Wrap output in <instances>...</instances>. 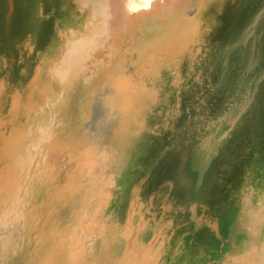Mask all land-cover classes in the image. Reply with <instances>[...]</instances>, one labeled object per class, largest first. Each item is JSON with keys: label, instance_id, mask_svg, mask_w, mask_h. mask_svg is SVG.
Here are the masks:
<instances>
[{"label": "rangeland", "instance_id": "obj_1", "mask_svg": "<svg viewBox=\"0 0 264 264\" xmlns=\"http://www.w3.org/2000/svg\"><path fill=\"white\" fill-rule=\"evenodd\" d=\"M25 2L18 40L0 0V264H264V0Z\"/></svg>", "mask_w": 264, "mask_h": 264}, {"label": "water", "instance_id": "obj_2", "mask_svg": "<svg viewBox=\"0 0 264 264\" xmlns=\"http://www.w3.org/2000/svg\"><path fill=\"white\" fill-rule=\"evenodd\" d=\"M238 1H241V0H238ZM231 4H233L232 2H231ZM238 3H234L233 4V6L232 5H228V7H227V16H229L231 13H232V11L233 10H235L236 8H237V5ZM231 9V13H229V10ZM258 12V11H257ZM259 14V12L256 14V17H255V19H256V22L258 23L259 22V20H260V22H262V17H260L261 15H258ZM233 22V21H232ZM242 23H245V21L244 22H242ZM228 26H229V24H230V26L228 27V29H229V33L227 34L228 35V38H227V42L226 41H223V46H225L226 47V49H228L229 47H230V44H231V46L232 45H234V47L237 45V44H239L237 47H235V48H238L239 46H241L242 45V43L240 42L241 40V38L243 37H241L238 41H237V43L236 42H232L231 41V39H234V38H238V37H240L241 35H243V33H245V35L247 34V32L251 29V25H248L247 26V28H245V25H246V23L245 24H242L241 26L240 25H238V23L236 22V21H234L232 24H231V22L230 21H228ZM237 26H239V30H241V32L239 33V34H237V31L236 32H234L235 30H237L236 28H237ZM253 26H254V24H253ZM252 26V27H253ZM241 27V28H240ZM243 28H245V31H242L243 30ZM231 41V42H230ZM222 49V48H221ZM260 71V70H259ZM263 78H264V76H263Z\"/></svg>", "mask_w": 264, "mask_h": 264}, {"label": "bare ground", "instance_id": "obj_3", "mask_svg": "<svg viewBox=\"0 0 264 264\" xmlns=\"http://www.w3.org/2000/svg\"><path fill=\"white\" fill-rule=\"evenodd\" d=\"M12 2L14 1V4L16 5V8H19V7H23V11H24V19H23V21H22V19H20L19 21H18V27H21L22 26V23H24V26H22V31H18L17 30V32L16 33H14V37L16 38V36H17V39L19 40V37L21 36V39H22V36L25 34V31H24V27H25V21L26 20H28V17H29V12L28 11H26V6L28 5V3L27 2H25L26 0H11ZM188 14V13H187ZM6 15V14H5ZM4 12L1 14L0 13V21H1V24H3L4 25ZM5 26V25H4ZM200 242V241H199ZM202 242V241H201ZM189 244V243H188ZM201 247V246H200ZM205 247H206V245H205ZM202 248V247H201ZM156 253V252H155ZM209 257V256H208ZM64 260V259H63ZM212 260V259H211ZM207 263H208V261H207ZM175 264H177V263H175Z\"/></svg>", "mask_w": 264, "mask_h": 264}]
</instances>
